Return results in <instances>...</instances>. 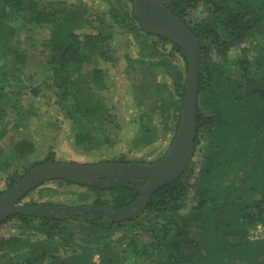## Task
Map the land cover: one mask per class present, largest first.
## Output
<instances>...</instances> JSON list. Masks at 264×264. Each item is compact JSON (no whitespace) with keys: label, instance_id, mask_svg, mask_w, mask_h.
<instances>
[{"label":"trees","instance_id":"16d2710c","mask_svg":"<svg viewBox=\"0 0 264 264\" xmlns=\"http://www.w3.org/2000/svg\"><path fill=\"white\" fill-rule=\"evenodd\" d=\"M103 1L108 6L102 14L86 17V5L77 1L0 0V139L26 128L14 148L0 149V172L18 165L19 159L34 149L27 117L39 119L47 109L69 124L75 148L112 147L117 137L121 139L119 124L109 113L105 97L98 94L107 89L104 83L109 80V68L119 62L114 60L117 47L111 44L116 33L131 36L138 47L133 55H124L125 74L134 69L143 74L133 91L153 94L150 109L160 115L163 133L176 131L187 78L185 53L170 40L140 26L133 0ZM159 1L183 19L201 47L196 140L185 172L159 188L143 215L129 221L102 223V219L87 216L84 221H62L25 215L2 221L0 256L8 259L2 264H120L143 257H150L148 264H264V237H246L264 225V0ZM199 10L202 17L193 25L188 23L186 19ZM27 26L48 28L51 33L42 43L43 51L50 49L45 69L50 75L40 84L32 83L33 75L25 77L33 38L26 37L23 42L19 36ZM89 27L93 33L81 39L77 31ZM166 44L167 53L163 49ZM43 51L38 63L44 68ZM174 59L184 63V71ZM159 75L170 76L174 88L163 87ZM22 95L27 98L25 104L20 100ZM149 115L144 112L139 116L140 132L133 137L134 146L149 145L157 137ZM114 129L118 132L113 136ZM53 157L45 163L56 162ZM197 157L201 158L200 169L197 174L190 171L188 178L186 173ZM24 175L8 183L0 195ZM86 189L92 196L84 193L79 200L92 202L79 207L124 208L138 197L131 188ZM146 215L158 227L144 230L147 244L143 247L134 238L123 242L118 253L101 242L115 232L130 233V229L122 230ZM36 218L42 220L39 226H34ZM71 220H79L76 225L88 224L78 232L58 228ZM14 227L20 233L39 230L44 238L30 241L5 233ZM61 249L65 250L63 255L58 254ZM157 252L159 257L152 258ZM95 253L101 254L98 263L91 261Z\"/></svg>","mask_w":264,"mask_h":264},{"label":"rangeland","instance_id":"374dc122","mask_svg":"<svg viewBox=\"0 0 264 264\" xmlns=\"http://www.w3.org/2000/svg\"><path fill=\"white\" fill-rule=\"evenodd\" d=\"M49 1V0H48ZM55 1V0H52ZM58 2H80L82 5H86L87 13L86 17L93 16V14H102L103 11L108 6L103 0H56ZM53 3V2H51ZM195 13L192 17H188L186 20L188 23L192 24L197 22L202 17V12ZM79 37L82 39L85 35L89 33H93L91 27L79 29L77 31ZM50 29L48 28H30L29 26L22 28L20 31V38L24 42L26 37H32V48L29 51V57L26 69H25V77L29 78L33 75V84L43 83L48 79L50 74L45 72L46 63L50 56V49L48 47L43 51L42 43L45 39H48L50 36ZM133 38L129 35H124L120 33H116L111 40L112 45H116L118 52L114 53V60L118 58L119 62L114 63V66H111L108 71L109 80L105 82V87L107 89L98 91V94L103 95L105 97V101L107 103V108L109 109V113L113 116L115 122L119 124V131L121 134V139L117 137V142L115 146L106 147L102 146L97 149H93L90 151L75 148L72 140H71V128L69 124L63 120L61 116L56 115L52 110L47 109L43 111L41 117L38 119L30 120V116L27 117L29 120V131L34 134L33 139L35 142L34 149L29 150L25 156V158L19 159L20 162L18 165H11L7 170L0 172V192L6 190L8 183L12 180L18 179L20 176L24 175L28 169L37 164H44L46 160L54 156L53 159L56 162H67V163H78V164H97L100 162H110V161H127V162H140V163H153L160 160L165 153L168 151L174 134V131H169L163 133L162 125L160 124L161 117L158 112H152L150 109L151 103L153 101V94L150 96L145 95L143 92H140L139 95L133 91V85H138L143 76L142 73L136 71V69L129 71L125 74V60L124 55L127 52H130L131 55L134 54L136 50H138L136 43L133 41ZM159 47L162 48V42L159 43ZM164 51L167 53L169 51V44L164 46ZM43 51L44 54L42 57H46L44 60L45 67L43 68L38 61L40 60L39 52ZM235 52L231 53V56H234ZM213 59L216 57L213 55ZM174 63L179 67L180 70L184 71V63L181 61L174 59ZM109 65H104V68ZM93 65L88 67V70H91ZM162 86L174 88L173 79L170 76H161L159 75ZM89 81V78H86ZM88 83V82H87ZM90 88V87H89ZM167 91V90H166ZM48 95L51 96V93L48 92ZM22 103L25 104V100L27 99L24 95L21 96ZM147 108L150 110L147 111ZM150 113L149 124H151L152 128H155L157 132L156 139L149 145L146 146H134V136L140 132V125L138 123L139 116L143 113ZM51 120V123L48 124ZM55 122V123H53ZM174 124V122H172ZM171 124V125H172ZM26 128L21 129L18 132H9L5 137L0 139V149H8L14 148V142H19L21 138H23V133ZM118 131L114 129L113 136ZM134 137V138H133ZM200 161L201 158L196 159V164L187 171L186 175L189 178L190 171L193 174H197L200 169ZM58 181V180H54ZM88 186L78 185V184H59L58 182L52 183L49 181L32 192L28 194L22 200L23 204L28 203H51L54 205L68 206V207H79L82 204H90L91 200L80 201L79 196L82 194L91 193L86 189ZM90 198V197H89ZM189 208V207H188ZM188 208L183 210V213H187ZM143 214H141L142 216ZM150 215H146L138 219L133 223L127 224L125 227V232H128L130 229L132 230L130 233H122L115 232L114 234L109 235L107 240L102 239L101 242L104 244L107 243L110 246H113V249L116 252H122V244L127 243L130 239H136L138 244L142 247L144 243H146V237L142 236L144 230L147 231L149 229H154L158 227V224H152L153 220H149ZM70 218H62L59 220H68ZM79 220H71L68 221L67 225L61 224L58 228L62 230V228H73L81 231L85 225L88 223H79L76 225V222ZM80 221H84L81 219ZM129 221V220H128ZM42 220L40 218H36L34 220V226H39ZM102 223L112 222L110 218H104L101 221ZM115 223V222H114ZM121 223V222H120ZM143 225V226H141ZM79 226V227H75ZM24 233L19 232V228H9L5 233L7 235H19L24 236L30 241L38 239H43L42 232L36 229L32 230H23ZM121 231V230H120ZM78 232V231H76ZM91 232V231H87ZM81 233V232H80ZM67 234H70L67 232ZM189 234V233H188ZM247 238L255 239L258 237H264V225H258L254 230L248 232ZM81 236L78 235V242L80 241ZM121 239V242L117 243L118 240ZM54 240V239H53ZM56 240V238H55ZM149 239H147L148 241ZM99 244V243H97ZM147 244V243H146ZM186 250V249H185ZM68 255L71 254V249L68 250ZM65 250H62L58 253L59 255H63ZM158 256L160 253H154ZM7 258L0 256V264L2 262H7ZM101 260V254L95 253L91 256V261L98 263ZM148 260H151L150 257L142 258L137 262H119L120 264H148Z\"/></svg>","mask_w":264,"mask_h":264},{"label":"water","instance_id":"95a60500","mask_svg":"<svg viewBox=\"0 0 264 264\" xmlns=\"http://www.w3.org/2000/svg\"><path fill=\"white\" fill-rule=\"evenodd\" d=\"M133 7L140 26L145 31L168 39L179 46L188 62L179 122L165 155L153 164H112L109 167L121 173L120 184L123 181L145 180L148 183L145 190L141 191V196L135 204L113 211L102 208H48L22 205L21 200L49 181L62 180L83 186L98 185L93 177L101 176L104 168V166H84L67 162L44 163L31 168L18 183L0 196V223L14 215L55 217L56 214L61 213L72 216L81 212L94 216H107L112 222L132 220L143 214L159 188L173 182L185 172L193 157L196 140L201 47L183 19L171 13L159 0H133Z\"/></svg>","mask_w":264,"mask_h":264},{"label":"flooded vegetation","instance_id":"af4514ba","mask_svg":"<svg viewBox=\"0 0 264 264\" xmlns=\"http://www.w3.org/2000/svg\"><path fill=\"white\" fill-rule=\"evenodd\" d=\"M133 163L134 164L135 163L148 164V163H140V162H127V161H123V160L122 161L100 162V163L91 164V165L80 164V165H84V166H104L103 170L101 171L102 172V175L101 176H95V177H93V179L98 183V185H92L91 184L89 186H92V187H95V188H99V189H102V190H106V191L112 190V189H117V188H131V189H134L135 192L138 194V197L132 203H130L128 206H126L124 208H115V207H111V206H101L100 208H102V209H108V210H111V211L118 210V209H125V208H127V207L135 204L138 201V199L141 196V194H140L141 191H144L145 190V188L148 185V183L145 180H143V179H137V180L128 181V182L123 181L122 184H120L119 183V181H120L119 178H120L121 173L118 172L114 168H109L112 164H115V165H130V164H133ZM153 163H155V162H153ZM153 163H149V164H153ZM111 184H117V185L116 186H112ZM20 202L22 203V200ZM22 205H26V206H29V207L66 208V207H58V206L43 205V204L42 205L41 204H38V205L37 204H34V205H29L28 204L27 205V204H23L22 203ZM84 208H86V209H100V208H92V207H84ZM146 208H145V210H146ZM134 209H136V207H134ZM49 212L51 213L52 211H49ZM46 214H48V213H46ZM14 216H16V215H14ZM14 216H10V217H8L7 219H4V220H8V219H10V218H12ZM85 216L90 217L91 219H93V218H99V219L109 218L107 216H94V215H92L90 213H83V212L78 213L76 215H72V216H70V215H64V213H61V214H56L55 217H51V218H53V219H62V218L83 219V218H85ZM41 217H49V215H44V216H41ZM122 222H124V221H122Z\"/></svg>","mask_w":264,"mask_h":264}]
</instances>
